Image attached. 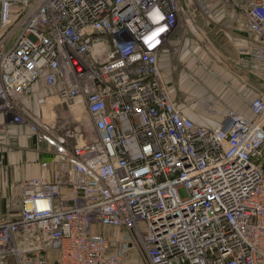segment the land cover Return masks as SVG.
I'll use <instances>...</instances> for the list:
<instances>
[{"label":"built area","instance_id":"2783aa9c","mask_svg":"<svg viewBox=\"0 0 264 264\" xmlns=\"http://www.w3.org/2000/svg\"><path fill=\"white\" fill-rule=\"evenodd\" d=\"M234 10L264 82V0H0V152L20 127L53 168L17 184L0 264H264V92L202 125L160 65L185 12Z\"/></svg>","mask_w":264,"mask_h":264},{"label":"crops","instance_id":"0c3cea01","mask_svg":"<svg viewBox=\"0 0 264 264\" xmlns=\"http://www.w3.org/2000/svg\"><path fill=\"white\" fill-rule=\"evenodd\" d=\"M235 13L239 16L236 23L224 28L221 22L185 12L176 30L181 39L173 40L160 59L177 107L202 125H219L229 109L252 117L249 104L264 92V82L239 63V46L249 44L250 39L245 33V17L236 10L229 16ZM12 131L18 133L17 151L10 155L0 152V220L16 217L21 211L19 205L14 211L9 207L12 183L42 174L50 178L53 172L52 154L39 152L35 140L27 138L22 128Z\"/></svg>","mask_w":264,"mask_h":264},{"label":"rangeland","instance_id":"374dc122","mask_svg":"<svg viewBox=\"0 0 264 264\" xmlns=\"http://www.w3.org/2000/svg\"><path fill=\"white\" fill-rule=\"evenodd\" d=\"M15 141L16 140H14V142ZM17 149H18L17 147L14 148L13 151H10L9 155L12 154V153H15L17 151ZM17 187L18 186H17L16 183H12V187L10 188V192H9L8 200L11 201L10 202L11 204L9 203V207H12L11 211H14V209H16V207H15L16 205H19L18 208L21 209V197H20V193H19V190H18Z\"/></svg>","mask_w":264,"mask_h":264}]
</instances>
